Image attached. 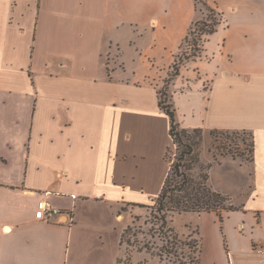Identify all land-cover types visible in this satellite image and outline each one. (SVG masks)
I'll return each mask as SVG.
<instances>
[{
  "label": "crops",
  "instance_id": "crops-1",
  "mask_svg": "<svg viewBox=\"0 0 264 264\" xmlns=\"http://www.w3.org/2000/svg\"><path fill=\"white\" fill-rule=\"evenodd\" d=\"M204 1L222 24L170 100L181 128L248 131L254 155L206 162L239 210L180 216L210 223L212 264H264V0ZM204 17L196 0H0V264H98L91 204L157 198L173 148L159 91ZM43 199L74 222L36 219Z\"/></svg>",
  "mask_w": 264,
  "mask_h": 264
},
{
  "label": "trees",
  "instance_id": "trees-1",
  "mask_svg": "<svg viewBox=\"0 0 264 264\" xmlns=\"http://www.w3.org/2000/svg\"><path fill=\"white\" fill-rule=\"evenodd\" d=\"M196 2L214 15V17L209 16L208 19L204 20L201 28V38L203 34L207 37L216 33L219 26L222 24V14L219 13L216 8L208 5L204 0H196ZM215 18H219L220 20ZM191 31L189 36L190 34L192 35ZM201 38L199 42H202ZM194 45L197 47L198 41H196ZM202 51L203 49H197L196 54H193V57L187 60H181L179 57L173 65L169 78L165 81V86L159 91V106L170 118L171 122L170 136L177 146V151H179L180 148H182V151L176 153L175 157H172L170 156L172 150L169 148L166 154V160L168 162L170 160V168L160 193L157 198L153 200V205H134L151 211V223L153 226L149 231H145L142 225L137 226L141 221L140 216H134V224L128 225L120 238V245H126L127 251L131 250V248H135L138 253L148 252L153 256L157 255L161 261L164 260V257L173 259L174 264H199L200 243L199 241L193 242L189 239H182L179 236L177 231L170 226L171 220L169 218L173 214L183 215L185 213L214 212L219 215L220 222H223V211H237L240 209L238 207L229 208L227 204H230L231 199L220 192L214 191L209 186L211 165L202 164L200 161L201 157L199 156L200 143H194L191 135H188V133H203V130L196 129L189 131L181 128L177 119V111L170 100V85L180 76L182 66L187 61L199 58ZM213 132L220 131L215 130ZM251 137L253 140L252 134ZM252 152L254 155V140L252 141ZM198 165V169L201 170V167L203 169L201 173L197 174L194 171ZM121 211H125V208L123 207ZM149 224V217H147L144 221V225L149 226ZM156 233L163 243V246L157 250L159 252H155L156 249L153 246L154 244L143 242L146 240V236L150 235L152 238H155ZM140 234L142 240L138 239ZM128 260H130V258H128ZM118 264H121L120 259H118Z\"/></svg>",
  "mask_w": 264,
  "mask_h": 264
},
{
  "label": "rangeland",
  "instance_id": "rangeland-1",
  "mask_svg": "<svg viewBox=\"0 0 264 264\" xmlns=\"http://www.w3.org/2000/svg\"><path fill=\"white\" fill-rule=\"evenodd\" d=\"M198 7L203 11L205 17L203 20H199L196 22V25H194L191 31L192 35L190 34L182 49L180 56L181 60L192 58L193 54H196L197 49H203L204 39H206L205 34H203V37L201 38V28L203 26V22L204 20L208 19L209 16L214 17V15L206 10L201 4H199ZM215 19L220 20L219 18ZM200 38L202 39V42H199ZM196 41H198L197 47L194 45ZM49 130L54 131L55 129L49 128ZM188 135H191L192 141L194 143H200L199 156L201 157L200 161L203 165H209L210 163L206 164V162L207 159H211V157H213L216 162H218L221 157L225 156H229L234 159H240L246 163H251V161H253V140L251 133L248 131H212L211 133L207 134L203 131V133H188ZM171 150L172 152L170 153V156L175 157V154L178 152L180 153L182 148L177 151V146L173 142V148H171ZM169 162L167 161L168 171L170 168ZM210 165L212 166V164ZM198 168L199 165L194 171L197 174L201 173L203 169L202 167L201 170ZM219 180L220 174L215 173L214 182L217 183ZM209 186L211 187V185ZM231 190L234 192V189ZM151 205H153L152 201L146 206ZM119 206L120 204H117L114 201H112L111 204L93 202L89 209V220L80 227L83 228V231H85L82 235L85 242L91 243L89 246L96 248L94 251V256L96 255L98 258V264H118V259L121 260V264H174L173 259L164 257V260L161 261V259L156 254V256H153L148 252L138 253L135 248H131V250L127 251L126 245H120L121 234L128 225L134 224V216H140L141 221L137 224V226L142 225L145 231H149L153 224L151 223V211L148 209L134 205ZM227 206L229 208L237 207L232 203V201L229 205L227 204ZM123 207L125 208V211H121ZM119 212V216H122V219L121 217H119L120 219L117 218ZM147 217H149L150 221L149 226L144 225V221L147 219ZM169 219L171 220L170 226L177 231L182 239H189L193 242L199 241V264H212V261L220 256L218 254L219 251L216 247L215 240L209 233V229L207 227V224L211 226L209 222L203 220L202 223L206 225L207 231L203 226V231L199 232L198 227L189 225L198 221L196 216H180L178 214H173ZM71 222H74L72 218ZM138 239L142 240L141 234L139 235ZM143 242L154 244L153 246L156 249L155 252H159L157 250L163 246V243L157 233L155 238H152L150 235L146 236V240ZM96 250H98L99 253ZM128 258H130V260H128Z\"/></svg>",
  "mask_w": 264,
  "mask_h": 264
},
{
  "label": "built area",
  "instance_id": "built-area-1",
  "mask_svg": "<svg viewBox=\"0 0 264 264\" xmlns=\"http://www.w3.org/2000/svg\"><path fill=\"white\" fill-rule=\"evenodd\" d=\"M69 216L66 213L56 207H54L48 200L43 199L38 202L36 209V219L43 221H54L57 217ZM254 252L259 255H264V247H256Z\"/></svg>",
  "mask_w": 264,
  "mask_h": 264
}]
</instances>
